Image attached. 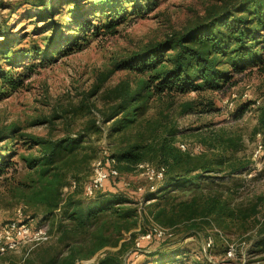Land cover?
Instances as JSON below:
<instances>
[{
	"label": "trees",
	"instance_id": "trees-1",
	"mask_svg": "<svg viewBox=\"0 0 264 264\" xmlns=\"http://www.w3.org/2000/svg\"><path fill=\"white\" fill-rule=\"evenodd\" d=\"M70 2L75 7L70 19L77 28L69 27L68 34L75 33L72 37L63 36V46L69 50L87 40L77 32L78 27L105 28L106 34H114L119 19L150 6L146 0H101L102 10L86 12L80 0ZM33 5L54 26L52 3L37 0ZM98 16L103 19L94 25ZM59 30L53 29L47 44L57 42ZM4 36L0 58L13 66L14 50ZM41 52L32 46L21 56ZM253 68L264 71V0H220L182 32L145 44L117 62L115 69L132 72L134 77L103 91L100 119L91 117L81 132L43 137L21 133L17 125L0 129V208H20L22 221H35L36 227L46 228L45 239L0 254V264H124L125 256L138 250L137 237L154 224L168 229L174 238L164 239L146 254L158 257L152 264H185L178 253L188 238L200 240L206 235L208 239L209 230L222 237L237 224L253 219L264 195L239 199L243 174L252 171L253 163L238 155L243 148L241 136L221 129L210 140L196 135L207 146L203 151L182 150L179 138L196 129H180L177 116L220 109L213 99L176 101L191 91L198 95L218 92L235 74ZM19 83L12 69L0 67L2 89L12 90ZM101 89V84L95 85L88 96ZM256 110L253 134L261 135L263 147L264 106ZM100 136L108 141L118 175L110 176L103 189L88 194L92 163L100 150L95 141L85 139ZM21 144L24 152L19 151ZM35 146L38 151L32 150ZM144 163L164 168V179L156 191H147L141 201L126 192L109 191L111 179L134 173ZM251 247L264 262V218Z\"/></svg>",
	"mask_w": 264,
	"mask_h": 264
},
{
	"label": "rangeland",
	"instance_id": "rangeland-1",
	"mask_svg": "<svg viewBox=\"0 0 264 264\" xmlns=\"http://www.w3.org/2000/svg\"><path fill=\"white\" fill-rule=\"evenodd\" d=\"M35 1L37 0H0V41H5L4 35L7 34L8 43L16 57L13 66L4 62V57L0 58V67L4 71L12 69L15 77L20 78V83L12 90L0 87L4 92L0 96V129L17 125L22 129L21 133L60 137L81 132L93 116L100 119L99 111L103 104L100 96L103 91L114 87L121 80L134 77L132 72L115 69L117 62L145 44L182 32L205 17L208 9L219 5L220 0H146L150 6L142 8L138 14L119 19L114 34H106L105 28L95 31L93 26L78 27L77 32L81 31V36L87 37V40H81L79 46L70 50L63 46V36L72 37L75 33L68 34L69 27L77 28L74 20L70 19L75 10L71 0H43L47 5L52 3L54 26L48 18L40 17V10L33 5ZM80 1L79 4L86 12L95 8L103 9L100 6L101 0ZM92 1L95 3L91 4ZM102 19L98 16L93 21L94 25L101 23ZM54 28L60 29L56 34L57 42L47 44ZM32 46L42 49L41 54L21 56ZM50 48L56 49L49 50ZM0 55L3 56L1 53ZM97 84L102 85L101 91L95 96H88ZM191 99L198 102L213 99L220 111L177 116L180 129H196L179 138L180 143L185 144L191 152L198 153L207 147L201 138L210 140L221 129L238 133L243 143L238 155L253 161L249 166L251 173L246 171L243 174L244 186L240 190L239 199L264 195V146L261 145V135L253 134L258 115L256 109L264 106V71L253 68L235 74L229 84L218 92H203L198 95L191 91L179 96L176 101L180 103ZM240 109L247 110L239 113ZM196 135H201V138ZM85 141H95L100 150L98 158L104 156V149L110 153L108 141L103 136L98 140L87 138ZM19 149L24 152L25 147L21 144ZM32 150L38 151V147L35 146ZM17 165L18 168L21 167L20 163ZM141 173L142 169L138 168L134 173L120 176L118 180L111 179L109 191L117 194L126 192L129 197L141 201L149 187L146 177ZM1 181L2 178L0 183ZM139 187L144 191H140ZM263 218L264 201L253 219L243 225L237 224L223 233L222 237H216L209 230L208 239L214 242L207 251L203 250V245L208 241L205 239L206 235L200 240L188 238L180 244L183 248L178 253L179 261L185 264H264L260 261L262 255L254 254L251 247L259 234V222ZM22 219L24 216L20 208H0V225ZM30 224L32 227L36 226L35 221ZM173 238L171 236L169 239ZM165 241L142 240L141 246L135 245L138 250L125 256L124 264H152L158 257L146 254ZM229 248H232V256H227ZM103 255L101 253L99 256Z\"/></svg>",
	"mask_w": 264,
	"mask_h": 264
},
{
	"label": "built area",
	"instance_id": "built-area-1",
	"mask_svg": "<svg viewBox=\"0 0 264 264\" xmlns=\"http://www.w3.org/2000/svg\"><path fill=\"white\" fill-rule=\"evenodd\" d=\"M182 150H187V146L183 143L179 144ZM261 147V146H260ZM104 156L98 158L92 163V176L86 186L88 194L103 189L105 182L110 176H117L118 172L113 167L114 160L110 157L108 151L104 149ZM142 169V175L146 177L149 187L148 191H156L164 179V168L155 167L151 164L144 163L139 165ZM144 191L143 188H138ZM172 233L159 225H152V227L145 233L140 234L136 239V247L141 246L142 240L166 239L171 237ZM46 238L45 227H32L22 220L10 221L0 225V254H5L8 251L17 250L25 243H32ZM28 242H25V240ZM212 240L208 239L207 243L203 245V250L207 251L212 246ZM227 256H232V248L227 251Z\"/></svg>",
	"mask_w": 264,
	"mask_h": 264
}]
</instances>
